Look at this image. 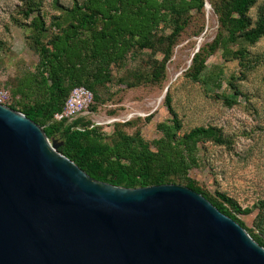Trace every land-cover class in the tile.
I'll return each mask as SVG.
<instances>
[{
	"label": "rangeland",
	"instance_id": "374dc122",
	"mask_svg": "<svg viewBox=\"0 0 264 264\" xmlns=\"http://www.w3.org/2000/svg\"><path fill=\"white\" fill-rule=\"evenodd\" d=\"M25 1L0 0V91L8 95L2 102L7 107L31 102L13 92L41 68L35 44L39 34L29 23L31 19L38 15L42 19L48 30L40 40L46 44L53 31L50 23L75 1L84 2L31 0L34 11L26 19ZM224 1L205 0L201 12L191 11L183 17V29L172 44L166 38L172 28L162 26L153 50L132 49L123 62L112 66L111 80L96 88L98 100L77 119L96 126L108 143L116 124H123L119 129L128 135L139 132L144 141L152 143L162 137L158 124L171 119L164 104L168 94L181 122L180 136L196 127H213L224 141L198 145V165L188 178L217 200L224 195L241 211L246 210L236 214L237 218L249 235L264 241V34L252 45L236 37L228 43L229 54L221 47L208 53V45L218 35L227 36L219 19ZM247 17L250 28L264 22V0H256ZM201 49L205 60L200 81L194 82L187 74L194 53ZM239 49L245 51L243 59L233 55ZM132 82L138 86L127 88ZM222 95L233 103L220 98Z\"/></svg>",
	"mask_w": 264,
	"mask_h": 264
},
{
	"label": "water",
	"instance_id": "95a60500",
	"mask_svg": "<svg viewBox=\"0 0 264 264\" xmlns=\"http://www.w3.org/2000/svg\"><path fill=\"white\" fill-rule=\"evenodd\" d=\"M58 145L0 104V264H264V248L202 195L96 181Z\"/></svg>",
	"mask_w": 264,
	"mask_h": 264
},
{
	"label": "trees",
	"instance_id": "16d2710c",
	"mask_svg": "<svg viewBox=\"0 0 264 264\" xmlns=\"http://www.w3.org/2000/svg\"><path fill=\"white\" fill-rule=\"evenodd\" d=\"M25 2L28 8L23 15L28 19L34 11V3L31 0ZM255 2L224 1L219 19L227 28V36L218 35L208 45V53L221 47L224 54H229L228 43L238 36L250 45L262 37L264 22L250 28L247 17ZM205 4V0L75 1L65 14L50 23L53 31L46 44L41 42L40 36L47 28L39 15L34 17L29 23L39 34L35 44L41 57V68L13 92L14 96L20 94L22 99L31 102L9 107L39 125L49 140H58V153L90 178L128 189L183 183L244 228L236 214L246 213V210L241 211L224 195H218L220 200H217L188 178L190 170L198 165V145L224 142L219 131L213 127H196L180 136L181 122L168 94L164 104L171 119L168 123L158 124L162 137L152 143L144 141L139 132L128 135L119 129L123 124H116L118 128L108 143L96 126L82 118L72 122L53 121L54 114L61 111L69 92L75 87L87 88L92 92L93 100H98L96 88L111 80L113 65L123 62L134 48L153 50V40L162 26L172 28L171 34L166 35L172 44L185 24L182 18L191 11L201 12ZM169 49L167 47L166 55ZM204 52V49L198 50L192 57L187 75L194 82L200 81ZM233 55L243 59L245 51L239 49ZM136 86L137 82L127 84V88ZM220 98L233 103L226 95ZM250 237L264 248L263 240L251 234Z\"/></svg>",
	"mask_w": 264,
	"mask_h": 264
},
{
	"label": "built area",
	"instance_id": "2783aa9c",
	"mask_svg": "<svg viewBox=\"0 0 264 264\" xmlns=\"http://www.w3.org/2000/svg\"><path fill=\"white\" fill-rule=\"evenodd\" d=\"M92 92L83 86L75 87L64 102L60 112L53 116L55 122H72L88 113L93 104ZM7 93L0 91V104L7 97Z\"/></svg>",
	"mask_w": 264,
	"mask_h": 264
}]
</instances>
